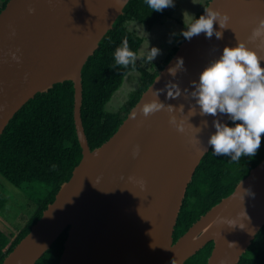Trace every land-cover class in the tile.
I'll return each instance as SVG.
<instances>
[{
	"label": "water",
	"instance_id": "95a60500",
	"mask_svg": "<svg viewBox=\"0 0 264 264\" xmlns=\"http://www.w3.org/2000/svg\"><path fill=\"white\" fill-rule=\"evenodd\" d=\"M127 2L8 0L0 11V135L36 92L71 80L73 120L82 153L53 201L1 264H34L65 228L57 264H183L209 241L213 246L206 264H237L264 224L263 158L229 195L173 241L186 188L210 147L207 138L215 131L213 121H229L226 113L200 112L191 94L193 82L224 46H234L238 40L264 56V42L251 38L252 29L264 18V0H209L207 5L229 16L228 27L214 22L222 37L201 32L181 41L117 130L90 148L81 119V70ZM203 13L204 9L199 15ZM12 52L19 60L12 58ZM177 57L183 58L184 67L173 76L167 69ZM170 82L179 87V95L166 96ZM154 98L165 108L142 116L139 104ZM167 105L173 106L171 112ZM190 110L195 114L189 115ZM171 117L183 121L184 132L169 123ZM195 137L198 142L192 140ZM231 202L234 206L226 207Z\"/></svg>",
	"mask_w": 264,
	"mask_h": 264
},
{
	"label": "trees",
	"instance_id": "16d2710c",
	"mask_svg": "<svg viewBox=\"0 0 264 264\" xmlns=\"http://www.w3.org/2000/svg\"><path fill=\"white\" fill-rule=\"evenodd\" d=\"M7 1L0 0V11ZM168 9L155 11L148 8L145 0H128L122 13L99 41L97 49L84 63L81 70V119L90 148L99 146L117 130L141 93L185 39L182 32L173 38L170 51L158 61H147V65H142L137 59L134 65H115L113 52L123 38L127 37L129 47L137 55L144 40L128 23L133 21L151 28L168 16ZM131 71L139 72L136 89L116 109L108 110L107 104L112 95ZM228 123L231 125L233 122L229 120ZM81 156L73 120L71 80L54 83L46 91L36 92L13 114L0 135V176L17 188V194L24 202L23 208L28 213L22 217L21 226L14 231L0 228V264L41 217L61 183L71 176ZM263 158L264 133L261 134L259 149L251 158L242 157L238 161H231L227 155H215L210 146L201 157L186 188L174 226L173 241L212 205L229 195L238 181ZM32 189L34 193L40 194L34 197L26 194L29 199H25L23 193L31 194ZM9 202L0 184V215L5 214ZM66 235L67 228L34 264H57ZM212 246V241L207 242L183 264H206ZM237 264H264V224Z\"/></svg>",
	"mask_w": 264,
	"mask_h": 264
},
{
	"label": "clouds",
	"instance_id": "9594fccd",
	"mask_svg": "<svg viewBox=\"0 0 264 264\" xmlns=\"http://www.w3.org/2000/svg\"><path fill=\"white\" fill-rule=\"evenodd\" d=\"M145 2L151 10L162 11L164 8L174 7L176 0H145ZM192 2L195 3L196 0ZM203 9L204 13L198 17H194L187 10L183 11L185 27L181 29V32L185 39H190L201 32L206 37H211L213 33L217 38L222 37V31L215 29L213 25L216 22L221 28L228 27V14L211 7V4L204 6ZM28 11L32 12L33 9L29 8ZM251 38L264 42V18L259 19L256 27L252 29ZM159 52L161 49L157 46L147 47L142 57L150 62ZM11 55L13 59L19 60L15 52ZM113 56L115 65L119 66L134 65L137 60V52L129 47L127 37L123 38L114 49ZM262 60L264 56H260L255 49L248 47L244 40H238L234 46H224L219 57L205 65L198 74V81L193 82L195 91L191 94L196 98L200 112L213 114V116L218 111L226 113L228 114L227 119L233 122L230 125L229 121L222 122L214 119L215 131L208 136L207 143L215 155L224 154L231 161H238L242 157H253L260 147L261 134L264 133V66L261 65ZM183 67V58L177 57L175 64L167 71L175 76L177 69ZM170 85L166 96L179 95V87L172 82ZM158 92L159 90L154 91L153 96L157 97ZM180 107L183 108L182 105ZM163 108H165L164 103L154 98L139 104L138 111L146 117ZM167 109L171 112L173 106L167 105ZM136 114L137 111H133L132 118H135ZM193 114L195 113L190 110L189 115ZM169 123L177 131L184 132L183 121L177 123L175 118L171 117ZM199 130V127L195 128V131ZM192 140L198 142L196 137ZM135 154L134 150L133 155ZM140 183L143 184V180H140ZM226 222L232 225L231 220ZM172 264H174L173 261Z\"/></svg>",
	"mask_w": 264,
	"mask_h": 264
},
{
	"label": "rangeland",
	"instance_id": "374dc122",
	"mask_svg": "<svg viewBox=\"0 0 264 264\" xmlns=\"http://www.w3.org/2000/svg\"><path fill=\"white\" fill-rule=\"evenodd\" d=\"M207 1L208 0H196V2L193 3L192 0H176L174 7H168V16L164 17L162 22L153 25L151 28L144 26L142 28V24L130 21L128 23L129 27L136 30L144 39L138 50L137 59L139 60V63L142 65L148 64L147 61L141 58L142 53L147 50V47L151 46H157L161 49V52H159L152 61L162 59L168 50L170 51V45L172 44L173 38L180 35L181 29L185 27V24L183 23V11L187 10L192 13L194 17H198ZM138 81L139 72H128L124 77L121 86L112 95V98L107 104V109H116L136 89ZM0 177L2 178L0 179V184L2 186L3 194H5V196L10 199L11 203H13L11 204L9 202L10 206L9 208H6L7 211L5 214L0 215V228L5 231H14L16 227L21 226V222H23L22 217L26 215L28 211L23 208L24 202L22 201L21 196L18 195L17 188L6 181L2 176ZM34 192V189H32L31 194L24 192L23 196L25 199H29L26 194L29 197H34L35 195L40 194ZM32 194L34 195L32 196Z\"/></svg>",
	"mask_w": 264,
	"mask_h": 264
},
{
	"label": "bare ground",
	"instance_id": "6f19581e",
	"mask_svg": "<svg viewBox=\"0 0 264 264\" xmlns=\"http://www.w3.org/2000/svg\"><path fill=\"white\" fill-rule=\"evenodd\" d=\"M235 203L231 202L226 205V207H233Z\"/></svg>",
	"mask_w": 264,
	"mask_h": 264
}]
</instances>
